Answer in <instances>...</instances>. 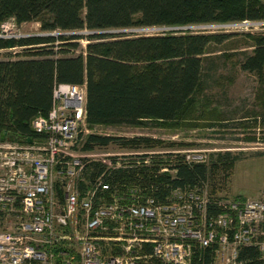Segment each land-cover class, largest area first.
Wrapping results in <instances>:
<instances>
[{
	"label": "built area",
	"instance_id": "built-area-1",
	"mask_svg": "<svg viewBox=\"0 0 264 264\" xmlns=\"http://www.w3.org/2000/svg\"><path fill=\"white\" fill-rule=\"evenodd\" d=\"M212 29L264 20L135 28ZM88 125L86 82L57 83L49 113L31 120L35 139L0 138V264H246L245 247L264 264V192L175 185L177 165L207 162L199 150L85 152Z\"/></svg>",
	"mask_w": 264,
	"mask_h": 264
},
{
	"label": "trees",
	"instance_id": "trees-1",
	"mask_svg": "<svg viewBox=\"0 0 264 264\" xmlns=\"http://www.w3.org/2000/svg\"><path fill=\"white\" fill-rule=\"evenodd\" d=\"M10 20L16 25L40 22L41 31L47 34L2 36V25ZM243 20H264V2L0 0V51L24 53L16 59H0V135L35 139L31 120L49 113L57 83L86 82L90 126H215L222 119L221 113L214 112L211 118L207 114L211 109H199L196 101L205 87L204 60L213 52L212 46L222 45L236 34L187 30L136 35L122 30ZM111 30L122 32L94 33ZM57 31L61 33L50 34ZM81 31L89 33L70 34ZM246 37L252 51H243L241 68L259 76L263 85L259 98L264 107V31L250 32ZM82 39L88 41L83 47ZM88 139L103 146L111 142L125 147L165 145L164 140L149 136L90 134ZM234 162L230 153H217L209 163L177 165L175 185H211L217 171L222 168L229 174ZM242 253L243 257L257 256L254 248H245Z\"/></svg>",
	"mask_w": 264,
	"mask_h": 264
},
{
	"label": "rangeland",
	"instance_id": "rangeland-1",
	"mask_svg": "<svg viewBox=\"0 0 264 264\" xmlns=\"http://www.w3.org/2000/svg\"><path fill=\"white\" fill-rule=\"evenodd\" d=\"M262 31L264 30L225 32L224 29H212L208 31L236 34L222 45L212 46L210 50L213 52L204 60L205 87L204 91L196 96V101L199 109L202 107L211 109L207 113L211 118L214 112H216L215 115L221 113L222 119L217 121L215 126L196 128L184 125L172 129L152 124L141 127L88 125L89 132L83 139V147L86 149L83 151L106 154L120 153V151L171 152L193 149L207 155L206 163H209L214 154L230 153L232 157H235L234 166L229 174L222 168L217 171L214 176L215 180L210 182L211 192L225 198L238 195L259 197L264 192V107L259 98L263 85L256 73L244 71L241 68V62L244 59L243 51H252V43L246 34ZM125 32L136 35L159 34L158 31L139 32L135 28L127 29ZM60 33L57 31L50 34L59 35ZM80 33L89 32L81 31ZM37 34H47L41 31V23L37 21L16 25L10 20L4 25V35L9 37ZM87 42L86 39H82L80 43L83 47ZM22 51L1 50L0 59L10 57L16 59L24 54ZM90 134L124 137L149 136L164 140L165 145L125 147L111 142L103 146L90 142L88 139ZM251 136H256L257 139L248 140ZM180 143H195V145L184 146Z\"/></svg>",
	"mask_w": 264,
	"mask_h": 264
},
{
	"label": "water",
	"instance_id": "water-1",
	"mask_svg": "<svg viewBox=\"0 0 264 264\" xmlns=\"http://www.w3.org/2000/svg\"><path fill=\"white\" fill-rule=\"evenodd\" d=\"M122 31L124 32V31H126V30H122ZM122 31H119V30L113 31V30H111V31H104V32L99 31V32H94V33L122 32ZM63 34H64V33H63ZM67 34H68V33H67ZM70 34H83V33H80V32H72V33H70ZM0 138H1V140H5V139L14 140V139H17V140H19V141H28V142H31V141H32V139H31L30 137H28V138L18 137V136H15V135H13V134H8V133H3V134H1V135H0Z\"/></svg>",
	"mask_w": 264,
	"mask_h": 264
},
{
	"label": "bare ground",
	"instance_id": "bare-ground-1",
	"mask_svg": "<svg viewBox=\"0 0 264 264\" xmlns=\"http://www.w3.org/2000/svg\"><path fill=\"white\" fill-rule=\"evenodd\" d=\"M161 27H170V26H159V27H157V28H161ZM86 148L85 147H82V149L81 150H85ZM202 184H204V183H201V184H197V185H202ZM187 185H190V184H187ZM245 248H252V247H245ZM245 248H243L242 250H241V259L244 261V262H246V263H250V262H254V263H257V262H259V263H261V261H260V259H259V256H260V253H259V251L256 249V248H254L255 250H256V252H257V256L255 257V258H253V257H251V256H247V257H243V253H242V251L245 249Z\"/></svg>",
	"mask_w": 264,
	"mask_h": 264
}]
</instances>
